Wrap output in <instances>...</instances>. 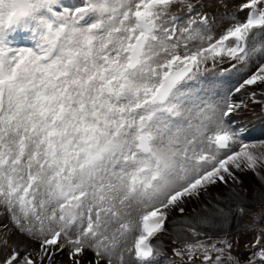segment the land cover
Segmentation results:
<instances>
[{"label":"rangeland","instance_id":"1","mask_svg":"<svg viewBox=\"0 0 264 264\" xmlns=\"http://www.w3.org/2000/svg\"><path fill=\"white\" fill-rule=\"evenodd\" d=\"M123 1L114 0L108 5L109 12L114 13L113 16L110 13L108 18L111 29L121 27L123 11L118 9L119 7L117 6L123 3ZM129 1L136 8L140 7L145 0ZM236 2L237 0L204 1L203 11H209L216 16L217 24H215L214 34L218 33L217 37L240 25L242 15ZM209 38H211L210 35L202 34L198 30H191L184 25L181 28L179 36L181 46L176 47L171 45V47L166 46L165 48L169 53L175 52V54L190 57L206 45V42L210 40ZM173 48H176V50ZM158 53L154 54V59L157 58ZM157 64H161V61L156 59V66H158ZM32 72L37 73L38 71L36 68H32ZM252 73L264 75L263 33L254 39L249 63L242 68L241 77H249ZM246 80L247 78L241 83L243 84ZM229 86L223 84L214 71L210 72L203 81V89H207L206 94L204 95L202 106L193 114L195 125L192 131L199 138V141L192 143L190 141L191 133L188 132L185 133V137L177 135L166 140L163 153L167 163V174L157 175L162 181L157 185L159 186L157 192L160 189V193L156 199L149 200L147 194L143 192L142 187H140V192L134 189L129 170H119L107 183L106 189L110 191L109 195L114 198L115 205L121 215L118 218L113 217L108 219L105 226L106 234L103 235L94 247L95 257L102 259L103 264L111 262L114 264H134L132 260L133 242L140 231L142 218L149 215L154 209L166 207L170 200L174 201L180 196L179 194L188 191L189 183L197 177L195 175L197 172L196 168L198 167L197 162L209 152L210 138L222 130L221 116L226 106V92L229 88L230 92H235L238 84L230 82ZM17 95V93H14V96ZM256 98L261 100V104L256 105L255 108L259 112L261 111V107L264 106V82H262ZM258 149L262 156H264V145L258 146ZM212 166H209V168ZM258 166L259 170L262 171L264 166L262 164H258ZM256 178L259 184L249 177L246 180L250 186L254 187L256 198L263 205V181L257 176ZM230 186L234 187L231 188L232 191L228 192L226 196H222V194L218 195V197L216 196L217 201L215 205L217 206L210 205L211 207H208L205 204L201 205L197 211H193L191 218L178 220L172 225L169 234L164 235L158 243L159 258L163 261L162 264H189L187 259L192 255L184 252L181 254L179 249L180 244H186L190 241L186 234L189 227L195 228L198 232L200 231V235L214 239L230 236L229 240L231 241L236 236V229L234 227L236 206L240 203L248 206V200L244 195L235 192L241 186L238 185V182L233 183L232 181ZM3 192L7 195H1L2 198L14 203L13 198L8 196L6 189ZM254 210V207L251 206L250 212L252 213ZM11 216L13 219L6 228L5 224H2L6 235L4 242L8 243L7 233H9L11 235L9 239L11 245L20 246L26 243L37 249L42 238L49 231V228H52L53 216L50 207L45 208L40 216L29 221L23 220L19 212H14ZM257 220L259 222L263 221L261 218ZM28 223L30 224L25 225ZM261 226L264 228V223H253L249 229ZM240 227H243V231L247 230V228H244V224L240 225ZM27 237L33 238L36 243L34 240H28ZM74 237L75 235L70 233L69 238ZM76 237H78V234ZM76 241H73V243ZM213 241L217 243L218 240ZM217 245L219 251L211 250L212 254L209 253L210 256H215L209 264H214V260L215 262L220 261V264H247L251 259L252 251L248 245L234 244L233 241L227 244L218 243ZM72 251L70 250L69 255L60 258L59 262L53 264H79L78 255H76V252L72 253ZM11 252L12 249L6 248L2 254L8 256ZM222 254H224V257ZM3 255H0V257ZM84 260L86 262V257L82 258V264H84Z\"/></svg>","mask_w":264,"mask_h":264},{"label":"bare ground","instance_id":"2","mask_svg":"<svg viewBox=\"0 0 264 264\" xmlns=\"http://www.w3.org/2000/svg\"><path fill=\"white\" fill-rule=\"evenodd\" d=\"M241 167L239 170H234L233 173L234 174H243V173H248V167L245 161L241 162ZM229 186V180L228 178H221L220 181H218L213 187V189L210 188V185L207 187V193L208 194H213V193H217V192H223V191H227V188ZM226 189V190H225ZM201 199L204 200L205 198V194H200ZM181 199H186L185 201L188 202L189 205H191L194 208H197V200L195 198V194L194 193H187L185 195L184 193V197L181 196ZM172 211V209H171ZM175 218V217H171Z\"/></svg>","mask_w":264,"mask_h":264}]
</instances>
